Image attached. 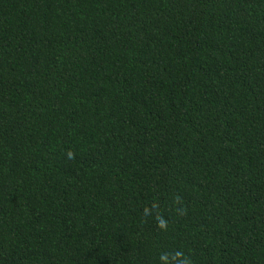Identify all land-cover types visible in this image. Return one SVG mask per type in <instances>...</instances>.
<instances>
[{
  "label": "trees",
  "instance_id": "obj_1",
  "mask_svg": "<svg viewBox=\"0 0 264 264\" xmlns=\"http://www.w3.org/2000/svg\"><path fill=\"white\" fill-rule=\"evenodd\" d=\"M0 264H264V0H0Z\"/></svg>",
  "mask_w": 264,
  "mask_h": 264
}]
</instances>
